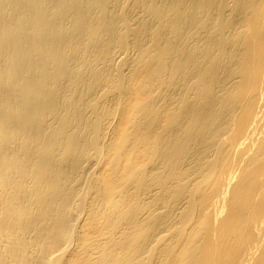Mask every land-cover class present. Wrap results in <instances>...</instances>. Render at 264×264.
<instances>
[{"label":"bare ground","instance_id":"1","mask_svg":"<svg viewBox=\"0 0 264 264\" xmlns=\"http://www.w3.org/2000/svg\"><path fill=\"white\" fill-rule=\"evenodd\" d=\"M0 264H264V0H0Z\"/></svg>","mask_w":264,"mask_h":264}]
</instances>
